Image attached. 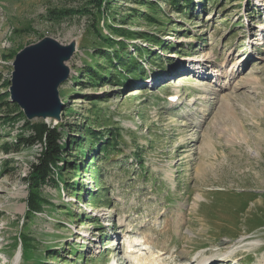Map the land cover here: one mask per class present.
Wrapping results in <instances>:
<instances>
[{
	"label": "rangeland",
	"instance_id": "374dc122",
	"mask_svg": "<svg viewBox=\"0 0 264 264\" xmlns=\"http://www.w3.org/2000/svg\"><path fill=\"white\" fill-rule=\"evenodd\" d=\"M156 1L169 18L163 37L174 47L170 60L149 70L144 83L125 88L82 86L73 78L91 60L96 37L89 16L52 19L48 11L79 9L84 0H0V99L12 96L16 55L51 38L75 46L64 61L69 77L58 88L67 103L57 117L20 111L31 122L74 126L79 137L93 101L106 98L100 116L122 136L112 159L100 154L92 161L101 168L104 201L89 198L97 188L94 168L84 171L89 154L76 173L85 175L88 192L61 194L48 183L53 205L27 219L24 177L42 146L15 148L25 121L7 120L0 111V264H36L38 256L48 264H198L204 258V264H264V0L209 1L206 11L195 0L193 14ZM113 2L121 17L137 7L133 0ZM21 233L35 238L28 259ZM50 247L61 250L57 257L48 258ZM211 252L223 257L215 260Z\"/></svg>",
	"mask_w": 264,
	"mask_h": 264
},
{
	"label": "trees",
	"instance_id": "16d2710c",
	"mask_svg": "<svg viewBox=\"0 0 264 264\" xmlns=\"http://www.w3.org/2000/svg\"><path fill=\"white\" fill-rule=\"evenodd\" d=\"M84 1V7L79 9L48 11L52 19H60L68 14L74 15L76 13L89 16L92 32L96 38L90 45L88 54L91 56V60L86 63V67L82 71L83 75L73 77L76 83L82 86H85V83L95 86L107 82L115 86L129 88L133 83L138 84L142 79L149 78V70L161 69L165 63H168L170 58L167 54L171 53L174 48L171 42L163 37L169 18L160 9L156 0H133L137 5L136 9L129 7L126 10L127 13H124L122 17L116 15V5L113 0ZM163 1L171 5L172 9L181 10L184 14H193L197 3L195 0ZM209 1L215 2V0H202L203 10L206 11L205 5ZM140 7H145V12H141ZM133 21L138 23L145 21L147 25L155 28L133 29L128 24V22L133 23ZM83 77H86V82L81 81ZM9 96L7 94L0 99V111L5 115V119L25 121L22 126L23 134L17 135L14 147L33 146L37 143L42 146L37 161L31 163V171L27 177H24L28 190L25 218L30 219L36 214L42 213L45 210V204L53 205L44 190L48 183L61 194L72 192L80 197L83 192L86 191L87 193L88 190L85 189L82 180L85 175L76 173L79 167L83 168L82 159L88 158L89 154H91V161L87 164L86 169L84 168V171L86 173V170L89 169V172H92L91 169L94 168L92 180L97 187L93 190L94 193H89V198L92 203L104 201V198H100V193L104 188L101 186L102 179L99 175L101 168L96 167L92 161L101 157L100 154L103 156L108 154L107 157L112 159V155L109 156V153L121 151L119 146L122 139L117 126L108 125L105 123V119L100 116V112L104 108L100 107L99 103L105 101L106 98L93 99L95 101H93V108L89 110L90 115L85 118L84 124L80 123L81 133L79 137H75L72 134L74 130L77 132L74 126L67 130L65 123L54 125L53 123H46V121L31 122L27 120L24 113L20 111L19 105L12 102ZM63 102L67 103V99H63ZM71 112L72 109L64 110L66 115L71 114ZM72 147H78L75 156L70 153ZM63 164H66V169L71 170L72 175L69 177L70 179L73 178L71 182L63 176L64 172H67L66 169V171L63 169ZM97 189L99 190L98 193H96ZM60 210L63 211L65 208H60ZM67 215L73 217L72 212ZM19 238L24 255L28 259L31 256V251L36 248L33 245L35 238L28 233H21ZM52 248H48L53 251L49 252L48 258H55L61 252V250ZM71 252L75 253L74 250ZM64 262H66L65 259ZM36 264L48 263L44 258L41 259V256H38Z\"/></svg>",
	"mask_w": 264,
	"mask_h": 264
},
{
	"label": "water",
	"instance_id": "95a60500",
	"mask_svg": "<svg viewBox=\"0 0 264 264\" xmlns=\"http://www.w3.org/2000/svg\"><path fill=\"white\" fill-rule=\"evenodd\" d=\"M74 51L75 46H65L54 39L45 38L16 55L10 100L18 104L27 117H47L46 114L59 116L64 103L58 88L70 74L64 61Z\"/></svg>",
	"mask_w": 264,
	"mask_h": 264
},
{
	"label": "bare ground",
	"instance_id": "6f19581e",
	"mask_svg": "<svg viewBox=\"0 0 264 264\" xmlns=\"http://www.w3.org/2000/svg\"><path fill=\"white\" fill-rule=\"evenodd\" d=\"M46 116L47 117H53V116H55V114H46ZM208 181V180H207ZM198 197H202V195H200V196H198ZM246 236V235H245ZM247 240V239H246ZM137 241H139V240H136V243H137ZM137 245V244H136ZM135 256V255H134ZM139 257H138V255L134 258V260H137ZM227 259V258H226ZM207 260H209V259H207V258H204V259H201L199 262H198V264H204V263H206L207 262Z\"/></svg>",
	"mask_w": 264,
	"mask_h": 264
}]
</instances>
